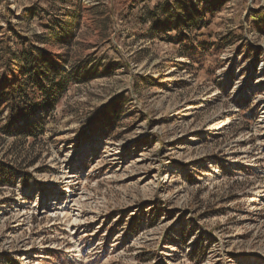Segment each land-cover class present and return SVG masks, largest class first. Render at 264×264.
Masks as SVG:
<instances>
[{
	"label": "rangeland",
	"instance_id": "obj_1",
	"mask_svg": "<svg viewBox=\"0 0 264 264\" xmlns=\"http://www.w3.org/2000/svg\"><path fill=\"white\" fill-rule=\"evenodd\" d=\"M0 47L68 80L0 108V264H264V0H0Z\"/></svg>",
	"mask_w": 264,
	"mask_h": 264
},
{
	"label": "trees",
	"instance_id": "obj_2",
	"mask_svg": "<svg viewBox=\"0 0 264 264\" xmlns=\"http://www.w3.org/2000/svg\"><path fill=\"white\" fill-rule=\"evenodd\" d=\"M202 13L196 8L192 11H185L183 13L185 18L180 21V25L198 27L203 23L204 16ZM48 28L51 30L50 37H54L58 42L69 43L67 39H64V36L73 33L69 23L58 27L48 26ZM47 40H50V38ZM37 50L38 53L33 51L29 54L23 53V57L19 53H11L12 56L3 62V54H6V50L0 47V51L3 52H0V64L11 66L14 62H17L22 72L19 78H15L11 86L0 90V108H2L3 103L7 105L9 108L8 119L11 122L16 118L32 116L37 108H51L56 103L57 98L66 90L68 80L63 75L60 67L54 65L53 61H49L45 57V49ZM63 60L68 62L66 58H63ZM12 175L9 165L0 164V185L8 184Z\"/></svg>",
	"mask_w": 264,
	"mask_h": 264
},
{
	"label": "bare ground",
	"instance_id": "obj_3",
	"mask_svg": "<svg viewBox=\"0 0 264 264\" xmlns=\"http://www.w3.org/2000/svg\"><path fill=\"white\" fill-rule=\"evenodd\" d=\"M172 249H174V248H172ZM169 254H171V253H169ZM169 254H168V255H169Z\"/></svg>",
	"mask_w": 264,
	"mask_h": 264
}]
</instances>
